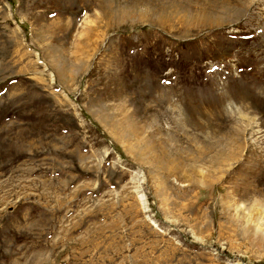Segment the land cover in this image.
<instances>
[{"label":"rangeland","instance_id":"rangeland-1","mask_svg":"<svg viewBox=\"0 0 264 264\" xmlns=\"http://www.w3.org/2000/svg\"><path fill=\"white\" fill-rule=\"evenodd\" d=\"M0 264H264V0H0Z\"/></svg>","mask_w":264,"mask_h":264}]
</instances>
